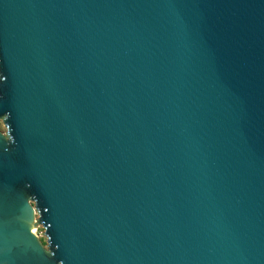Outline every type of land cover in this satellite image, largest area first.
<instances>
[{"label":"water","instance_id":"1","mask_svg":"<svg viewBox=\"0 0 264 264\" xmlns=\"http://www.w3.org/2000/svg\"><path fill=\"white\" fill-rule=\"evenodd\" d=\"M0 119V264H264V0H0Z\"/></svg>","mask_w":264,"mask_h":264},{"label":"rangeland","instance_id":"2","mask_svg":"<svg viewBox=\"0 0 264 264\" xmlns=\"http://www.w3.org/2000/svg\"><path fill=\"white\" fill-rule=\"evenodd\" d=\"M0 131L4 132L5 131V126L4 123L2 122V120L0 119ZM35 217H37V214H35ZM34 229H35V233L37 235V237L39 238L40 242L46 246L47 245V238L44 234V227L41 224L35 223L33 225Z\"/></svg>","mask_w":264,"mask_h":264},{"label":"bare ground","instance_id":"3","mask_svg":"<svg viewBox=\"0 0 264 264\" xmlns=\"http://www.w3.org/2000/svg\"><path fill=\"white\" fill-rule=\"evenodd\" d=\"M35 230V229H34Z\"/></svg>","mask_w":264,"mask_h":264}]
</instances>
